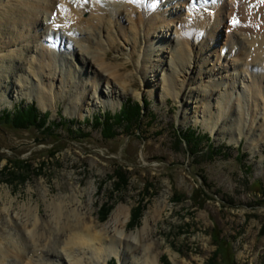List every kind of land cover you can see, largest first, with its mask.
I'll use <instances>...</instances> for the list:
<instances>
[{
	"label": "bare ground",
	"instance_id": "1",
	"mask_svg": "<svg viewBox=\"0 0 264 264\" xmlns=\"http://www.w3.org/2000/svg\"><path fill=\"white\" fill-rule=\"evenodd\" d=\"M227 1L0 0V101H11L12 90L22 96L29 89L39 106L47 109L53 105L54 90L62 94L72 87L67 110L71 115L82 105H115L128 80L106 56L121 44L129 59L138 56L145 86L161 83L165 93L184 95V118L192 109L232 140L239 141L236 134L245 133L250 147L264 126V110L258 112L264 109V0H241L243 7L254 11L253 17L237 26L239 32L221 40L218 24L233 9ZM218 40L222 47L212 55ZM211 60L223 62L222 67L207 65ZM90 194L86 204L76 192L56 199L45 195L44 216L39 203L25 202L17 210L11 209L12 202L0 200V220L8 215L13 223L7 236L0 235V264H55L56 259L58 264H86L88 254L91 262L105 264L113 256L120 264H158L154 258L140 262L134 254V243L151 235L150 214L137 233L127 234L130 213L121 205L99 228L86 218L94 201V193ZM161 205L160 201L156 205L155 221ZM53 243L60 249L54 255L48 251ZM57 251L62 254L56 255Z\"/></svg>",
	"mask_w": 264,
	"mask_h": 264
},
{
	"label": "rangeland",
	"instance_id": "2",
	"mask_svg": "<svg viewBox=\"0 0 264 264\" xmlns=\"http://www.w3.org/2000/svg\"><path fill=\"white\" fill-rule=\"evenodd\" d=\"M234 1H227L231 2L227 6L233 9L227 11L226 21L218 24L221 40L239 32L237 26L247 18L249 20L251 15L253 17L254 11L249 12L246 5L243 7L241 0ZM180 3L182 7L187 6V2ZM198 6L195 3V9H199ZM259 9L260 6H257L256 11ZM194 19L195 16L190 21ZM233 20L238 23L234 25ZM228 24L232 26L229 28ZM164 33L169 37L171 32ZM221 40H218L217 52L212 55H218ZM126 49L118 44L110 48L106 56V61L128 80L120 101L115 105H82L71 115L67 110L72 100V87L66 88L62 94H56L54 90L53 105L47 109L39 106L29 89L22 96L12 90L11 95L15 96L10 97L11 101H0V112L12 110L19 104L27 106L35 103L42 113H50L52 121H60L63 117L67 120L75 118L82 123L100 113H118L129 99L141 103L144 99L150 101V114L142 123L134 125L131 131L122 130L111 139L104 137L102 131L93 128L91 123L86 125V122L76 125V128L81 127L90 134L76 136L67 131V125L47 135L34 127L15 129L0 123V200L12 202L11 209L17 210L25 202L39 203V213L44 216L45 195L56 199V196L76 192L86 204L90 192H93V205L89 213L86 212V218L99 228L121 205L130 213L127 234L137 233L146 214H150L149 238L140 243L132 240L137 245L134 254L140 262L154 258L158 264H164L163 257L167 256L171 264H206L217 249L214 234L218 232L232 243L237 264H264V195L261 192L264 188V126L260 129L262 135L248 147L249 138L245 133L241 136L236 134L239 141L232 140L230 134L219 133L213 123L200 113L199 116L194 115L192 109L189 110L191 117L184 118V95L177 98L165 93L161 83L155 88L145 86L137 69L138 56L129 59L124 54ZM215 63L211 60L206 64L223 65V62L220 65ZM114 82L120 86L117 81ZM54 85L55 89H59V86L56 87L57 80ZM102 90L108 91L104 86ZM244 106L242 104V110ZM263 110L260 108L258 112ZM258 121V125L261 124V120ZM189 125L203 136L210 137L216 146L223 147L222 152L213 159L206 154L190 155L186 143L177 144L174 131V126ZM202 146H207V139ZM52 151L54 155H51ZM118 169L129 177L127 184L116 182L115 171ZM202 186L207 197L197 195L196 189ZM159 201L162 203L161 213L155 221L152 217ZM135 213L141 215L135 223H131ZM8 218L7 215L0 220V235L4 237L13 229V223ZM54 244L48 247L53 255L55 250H60ZM60 253L57 251L56 255ZM54 262L58 264L57 259ZM107 262L120 264L116 256ZM85 263L105 264L97 260L91 262L89 254Z\"/></svg>",
	"mask_w": 264,
	"mask_h": 264
},
{
	"label": "trees",
	"instance_id": "3",
	"mask_svg": "<svg viewBox=\"0 0 264 264\" xmlns=\"http://www.w3.org/2000/svg\"><path fill=\"white\" fill-rule=\"evenodd\" d=\"M149 105L150 101H144V104L134 100H128L124 103L122 109L118 113H100L95 116L92 120L87 119L83 121L86 125L91 123L93 128L100 129L108 139L118 136L121 131L128 132L132 130L134 125H138L143 122L146 115L149 116ZM50 113H42L39 108L36 107L35 103L23 106L19 104L15 106L12 110L4 109L0 112V123L7 124L15 129H30L32 127L42 130L44 134H53L54 130L58 127L67 125V131L76 136L78 135H89L90 133H85V131L76 125L83 124L77 119H64L60 117V121L50 120ZM174 131L176 135L177 144L186 143L189 147V153L192 156H198L200 154H206L210 158H214L218 153L222 152V148L214 144L212 139L207 135L203 136L197 131L192 125L187 127H176L174 126ZM58 138L56 141H58ZM207 139V146H202L204 140ZM52 148L55 147V143ZM52 150V149H51ZM241 153V152H240ZM239 153V154H240ZM53 154V151L51 152ZM13 162V161H12ZM250 168V167H249ZM116 172V182L122 185L127 184L128 176L124 171L118 169ZM264 195V188H261ZM205 187H198L196 189L197 195L202 194L207 197L205 192ZM261 201V200H260ZM138 211V210H137ZM140 213H135L132 216L131 223L138 220ZM134 220V221H133ZM214 240L216 241L217 249L211 259L208 260L206 264H237L235 258V251L232 243L228 242L227 238L221 237V233L216 232L214 234ZM164 264H171L167 256L163 257Z\"/></svg>",
	"mask_w": 264,
	"mask_h": 264
},
{
	"label": "snow or ice",
	"instance_id": "4",
	"mask_svg": "<svg viewBox=\"0 0 264 264\" xmlns=\"http://www.w3.org/2000/svg\"><path fill=\"white\" fill-rule=\"evenodd\" d=\"M232 23L235 25L236 23H238V21L233 20Z\"/></svg>",
	"mask_w": 264,
	"mask_h": 264
}]
</instances>
